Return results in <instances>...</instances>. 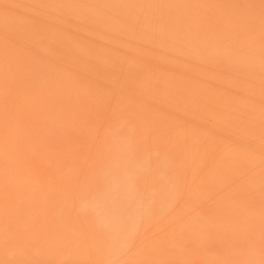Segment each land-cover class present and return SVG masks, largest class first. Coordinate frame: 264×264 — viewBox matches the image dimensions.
Instances as JSON below:
<instances>
[{
    "label": "bare ground",
    "instance_id": "6f19581e",
    "mask_svg": "<svg viewBox=\"0 0 264 264\" xmlns=\"http://www.w3.org/2000/svg\"><path fill=\"white\" fill-rule=\"evenodd\" d=\"M0 264H264V0H0Z\"/></svg>",
    "mask_w": 264,
    "mask_h": 264
}]
</instances>
